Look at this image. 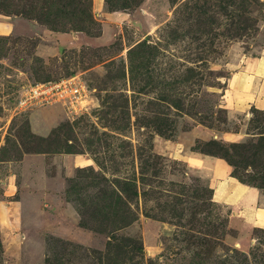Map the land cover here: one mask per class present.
<instances>
[{"label": "rangeland", "instance_id": "rangeland-1", "mask_svg": "<svg viewBox=\"0 0 264 264\" xmlns=\"http://www.w3.org/2000/svg\"><path fill=\"white\" fill-rule=\"evenodd\" d=\"M104 2L101 19L81 2L88 18L50 25L0 11V264L53 252L57 264H264V187L238 181L264 168V152L234 171L205 152L264 151V0ZM120 10L135 24L111 21ZM69 76L83 88L75 110L15 109L22 87ZM190 154L207 166L191 168ZM214 159L255 196L219 201ZM126 178L134 219L112 235L81 227L76 206Z\"/></svg>", "mask_w": 264, "mask_h": 264}, {"label": "trees", "instance_id": "trees-1", "mask_svg": "<svg viewBox=\"0 0 264 264\" xmlns=\"http://www.w3.org/2000/svg\"><path fill=\"white\" fill-rule=\"evenodd\" d=\"M12 0H0V11L8 15H19L28 20H34L38 23L50 25L56 23L58 19L65 18L69 15L75 21H80L81 18H88L89 15L81 9V2H85L86 6L91 5L89 0H23V6L20 10L9 11L10 2ZM38 4V6H36ZM89 11V10H88ZM254 122V121H253ZM259 145H229L227 149L218 147L215 144H210L211 149L215 151L205 150L206 153H218L222 159L233 169H243L250 167L249 155L254 159L256 156L264 151L262 149L263 143ZM209 148V149H210ZM231 152V156L228 153ZM95 179V177H93ZM238 181L245 185L264 187V168L253 169V173L249 176L248 180ZM113 182V181H112ZM106 183L98 189L97 197L99 203L89 205V207L78 208L76 210L80 217V225L88 230H93L98 233H108L112 235L116 230L125 227L134 218L131 216V210L127 206V201L136 195L135 179L129 178L122 182L114 181L113 183ZM99 184V183H96ZM92 186V184H88ZM115 186V187H114ZM114 187V188H113ZM78 192V189L71 190V193ZM77 198H75V201ZM113 239L112 236L110 238ZM129 241V240H127ZM109 243H107V246ZM110 246V245H109ZM56 253V252H55ZM1 254V246H0ZM53 252L51 260H46V264H57L58 260Z\"/></svg>", "mask_w": 264, "mask_h": 264}, {"label": "crops", "instance_id": "crops-1", "mask_svg": "<svg viewBox=\"0 0 264 264\" xmlns=\"http://www.w3.org/2000/svg\"><path fill=\"white\" fill-rule=\"evenodd\" d=\"M91 1V10L98 18H103V12L105 10V2L104 0H90ZM137 11L143 14L140 6L137 7ZM111 21H117L120 23V27H127L129 24H135V19L131 15V13L120 11H113L110 15H108ZM65 34H55L53 36L54 39L63 40ZM140 35V33H139ZM143 37V36H142ZM109 32L101 26L100 34L98 38L95 40L97 41V45H107L110 42ZM138 41V40H137ZM184 160L191 168H199L202 166H207V161H200L196 156L190 154L189 156H185ZM213 176V187L214 188V196L219 199V201H225L231 196L229 195H236V198L243 196L244 198L247 197V201L251 200L255 196V190L253 188L245 187L228 177L229 168L220 160H211L208 162ZM217 182V183H215ZM259 217L264 220V210H259L258 213Z\"/></svg>", "mask_w": 264, "mask_h": 264}, {"label": "built area", "instance_id": "built-area-1", "mask_svg": "<svg viewBox=\"0 0 264 264\" xmlns=\"http://www.w3.org/2000/svg\"><path fill=\"white\" fill-rule=\"evenodd\" d=\"M83 88L75 76L45 81L22 87L14 102L17 111L62 103L75 110L83 98Z\"/></svg>", "mask_w": 264, "mask_h": 264}]
</instances>
